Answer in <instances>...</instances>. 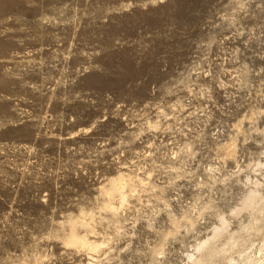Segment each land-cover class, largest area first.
Instances as JSON below:
<instances>
[{
  "label": "rangeland",
  "instance_id": "rangeland-1",
  "mask_svg": "<svg viewBox=\"0 0 264 264\" xmlns=\"http://www.w3.org/2000/svg\"><path fill=\"white\" fill-rule=\"evenodd\" d=\"M0 264H264V0H0Z\"/></svg>",
  "mask_w": 264,
  "mask_h": 264
},
{
  "label": "bare ground",
  "instance_id": "bare-ground-1",
  "mask_svg": "<svg viewBox=\"0 0 264 264\" xmlns=\"http://www.w3.org/2000/svg\"><path fill=\"white\" fill-rule=\"evenodd\" d=\"M121 184V183H120ZM120 191V185H119V183H118V181L116 182V181H114V182H112V184H111V188H110V190H109V192H108V194L109 195H112V194H114V193H117V192H119ZM105 194V193H104ZM107 194V193H106ZM115 196V195H114ZM113 197V196H112ZM111 197V198H112ZM254 197H248V198H246V201H245V207L247 208V207H249V205H250V203H253L254 202ZM110 204V203H109ZM220 232H221V229L220 230H218V231H216L215 233H214V235H213V239L216 237V236H218L219 234H220ZM67 243L68 244H71V245H81V246H85V245H88V242L85 240V239H82V238H79L76 234H75V232L74 231H72L71 233H70V236L68 237V239H67ZM233 243V241H231L230 243H229V245H231ZM210 245H211V243H210V241L208 240L207 242H204L203 244H201L199 247H198V250L200 251L201 249H205L206 247H208V250L210 251V249H209V247H210ZM87 248V247H86ZM94 248V247H93ZM100 248V247H99ZM90 249V248H89ZM213 250V249H212ZM217 255H220V253H216ZM194 262V261H193Z\"/></svg>",
  "mask_w": 264,
  "mask_h": 264
}]
</instances>
